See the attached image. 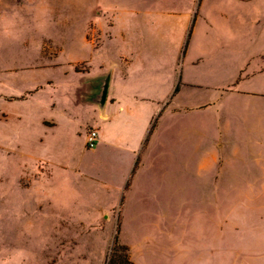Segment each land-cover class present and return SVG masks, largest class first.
I'll return each instance as SVG.
<instances>
[{
	"label": "rangeland",
	"instance_id": "obj_1",
	"mask_svg": "<svg viewBox=\"0 0 264 264\" xmlns=\"http://www.w3.org/2000/svg\"><path fill=\"white\" fill-rule=\"evenodd\" d=\"M162 1L0 0V264H123L132 240L144 245L142 264H264L257 151L228 153V163L249 168L248 182L215 190L209 175L187 172L184 203L135 201L139 213L123 230L121 210H105L113 202L102 191L108 169L86 131L95 127L100 65L119 46L110 26L122 20L120 38L126 12ZM160 168L151 177L162 179ZM143 216L161 226H145Z\"/></svg>",
	"mask_w": 264,
	"mask_h": 264
},
{
	"label": "crops",
	"instance_id": "obj_2",
	"mask_svg": "<svg viewBox=\"0 0 264 264\" xmlns=\"http://www.w3.org/2000/svg\"><path fill=\"white\" fill-rule=\"evenodd\" d=\"M141 5L126 12L120 38L122 20L110 26L108 37L119 46L100 65L92 100V148L108 169L103 197L113 201L105 210H121L122 230L139 213L135 201L184 203L187 172L198 180L209 175L215 190L218 183L248 182L249 168L228 163V153L257 151L264 184V0ZM43 123L57 125L54 118ZM158 167L167 170L162 179L151 177ZM140 222L161 226L145 216ZM143 246L129 245L136 264Z\"/></svg>",
	"mask_w": 264,
	"mask_h": 264
},
{
	"label": "built area",
	"instance_id": "obj_3",
	"mask_svg": "<svg viewBox=\"0 0 264 264\" xmlns=\"http://www.w3.org/2000/svg\"><path fill=\"white\" fill-rule=\"evenodd\" d=\"M97 143V131L95 129L89 130L86 135V145L90 148Z\"/></svg>",
	"mask_w": 264,
	"mask_h": 264
},
{
	"label": "trees",
	"instance_id": "obj_4",
	"mask_svg": "<svg viewBox=\"0 0 264 264\" xmlns=\"http://www.w3.org/2000/svg\"><path fill=\"white\" fill-rule=\"evenodd\" d=\"M123 246H125V249L127 250V253H128V247L126 245H123ZM111 261H112V259H111ZM123 264H136V263L130 259L129 253H128L127 257L124 259Z\"/></svg>",
	"mask_w": 264,
	"mask_h": 264
}]
</instances>
